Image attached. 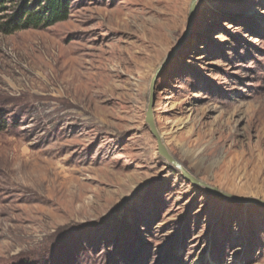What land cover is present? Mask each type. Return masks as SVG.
<instances>
[{
    "label": "rangeland",
    "instance_id": "obj_1",
    "mask_svg": "<svg viewBox=\"0 0 264 264\" xmlns=\"http://www.w3.org/2000/svg\"><path fill=\"white\" fill-rule=\"evenodd\" d=\"M190 2L71 0L0 34V264H264V208L193 186L145 123ZM154 111L193 176L264 201V0L199 2Z\"/></svg>",
    "mask_w": 264,
    "mask_h": 264
},
{
    "label": "water",
    "instance_id": "obj_2",
    "mask_svg": "<svg viewBox=\"0 0 264 264\" xmlns=\"http://www.w3.org/2000/svg\"><path fill=\"white\" fill-rule=\"evenodd\" d=\"M201 0H191L189 5L188 17H187V28L185 34L179 40L177 45L169 51L167 56L162 60L158 68L154 71L153 76L149 83V91H148V103L146 107L145 113V123L149 132L153 136L157 144V153L159 157H161L168 165H170L173 169L178 171L181 176L188 182H190L193 186L198 187L204 190L208 195L223 199L225 201H233V202H241L248 206H255L264 208V201L257 198H243L231 195L224 191H221L217 187H213L193 176L175 157L170 153L167 149L162 136L157 128L156 120H155V102H156V85L162 74L175 62V60L180 56V54L184 51L187 41L190 37L194 18L197 14L198 4Z\"/></svg>",
    "mask_w": 264,
    "mask_h": 264
},
{
    "label": "trees",
    "instance_id": "obj_3",
    "mask_svg": "<svg viewBox=\"0 0 264 264\" xmlns=\"http://www.w3.org/2000/svg\"><path fill=\"white\" fill-rule=\"evenodd\" d=\"M70 10L71 0H0V34L52 27L67 21Z\"/></svg>",
    "mask_w": 264,
    "mask_h": 264
},
{
    "label": "bare ground",
    "instance_id": "obj_4",
    "mask_svg": "<svg viewBox=\"0 0 264 264\" xmlns=\"http://www.w3.org/2000/svg\"><path fill=\"white\" fill-rule=\"evenodd\" d=\"M79 79V78H78ZM77 80V79H76ZM74 81H75V79H74Z\"/></svg>",
    "mask_w": 264,
    "mask_h": 264
}]
</instances>
